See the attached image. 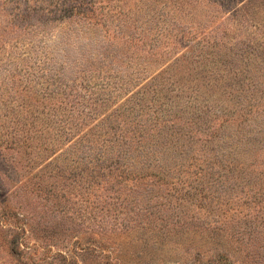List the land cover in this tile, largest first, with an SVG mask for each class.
Instances as JSON below:
<instances>
[{
	"label": "rangeland",
	"instance_id": "rangeland-1",
	"mask_svg": "<svg viewBox=\"0 0 264 264\" xmlns=\"http://www.w3.org/2000/svg\"><path fill=\"white\" fill-rule=\"evenodd\" d=\"M0 264H264V0H0Z\"/></svg>",
	"mask_w": 264,
	"mask_h": 264
}]
</instances>
